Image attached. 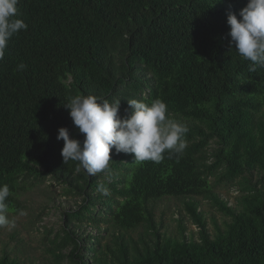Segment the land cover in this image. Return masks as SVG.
<instances>
[{
    "label": "trees",
    "instance_id": "16d2710c",
    "mask_svg": "<svg viewBox=\"0 0 264 264\" xmlns=\"http://www.w3.org/2000/svg\"><path fill=\"white\" fill-rule=\"evenodd\" d=\"M246 3L19 0L28 28L0 60V186L13 212L47 178L74 199L50 264H264V68L249 71L227 24ZM76 95L120 100L121 117L128 100L160 99L188 127L187 148L159 164L113 149L109 170L88 176L63 164L57 140L60 127L83 139L64 106ZM222 183L237 189L235 205L216 191ZM169 196L184 200L198 239L184 218L180 237L161 232L156 204ZM200 198L227 218L213 233ZM0 264L34 263L4 251Z\"/></svg>",
    "mask_w": 264,
    "mask_h": 264
},
{
    "label": "clouds",
    "instance_id": "9594fccd",
    "mask_svg": "<svg viewBox=\"0 0 264 264\" xmlns=\"http://www.w3.org/2000/svg\"><path fill=\"white\" fill-rule=\"evenodd\" d=\"M19 0H0V60L4 58L11 39L28 24L19 18ZM227 24L230 26L229 46L237 54L250 61V72L264 68V0H247L238 13L229 12ZM26 68L24 63L17 65V71ZM126 115L119 114L120 100L109 102L96 95H76L64 104L83 139L70 135L66 127H60L57 140H63L61 149L63 164L77 162V169H83L88 176H95L110 168L114 149L115 154L133 156L137 163L151 161L159 164L165 153L179 159L187 148L184 137L188 127L169 119L165 102L155 99L151 103L143 100H128ZM97 191L109 195L103 183ZM7 184L0 186V228L14 227L15 221L8 218L7 198L10 196ZM23 214V213H21Z\"/></svg>",
    "mask_w": 264,
    "mask_h": 264
},
{
    "label": "rangeland",
    "instance_id": "374dc122",
    "mask_svg": "<svg viewBox=\"0 0 264 264\" xmlns=\"http://www.w3.org/2000/svg\"><path fill=\"white\" fill-rule=\"evenodd\" d=\"M216 191L223 199L235 205L237 189L227 184L217 185ZM201 209L208 219V227L214 232V220L221 224L226 218L213 207L209 200L200 198ZM27 208L7 212L8 218L15 221L14 227L0 228V253L10 252L24 262L50 264L54 257L51 242L64 224V211L74 206V199L64 195L63 186L46 179L23 195ZM184 200L173 196L157 201L156 219L161 225V232L167 236L180 237L178 218H184L186 234L198 239V226L186 215ZM23 213V214H21ZM92 229V228H90ZM135 231V235L138 234Z\"/></svg>",
    "mask_w": 264,
    "mask_h": 264
}]
</instances>
